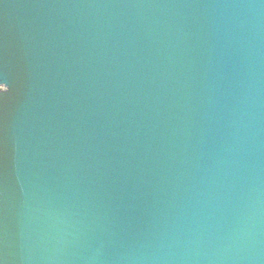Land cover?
<instances>
[{"label": "water", "instance_id": "1", "mask_svg": "<svg viewBox=\"0 0 264 264\" xmlns=\"http://www.w3.org/2000/svg\"><path fill=\"white\" fill-rule=\"evenodd\" d=\"M0 85L2 264H264V0H0Z\"/></svg>", "mask_w": 264, "mask_h": 264}, {"label": "snow or ice", "instance_id": "2", "mask_svg": "<svg viewBox=\"0 0 264 264\" xmlns=\"http://www.w3.org/2000/svg\"><path fill=\"white\" fill-rule=\"evenodd\" d=\"M0 86H2V85H0ZM4 93H7V91H5ZM0 264H2V262H0Z\"/></svg>", "mask_w": 264, "mask_h": 264}]
</instances>
